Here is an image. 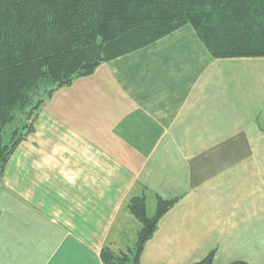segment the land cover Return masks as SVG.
Wrapping results in <instances>:
<instances>
[{"label": "crops", "instance_id": "1", "mask_svg": "<svg viewBox=\"0 0 264 264\" xmlns=\"http://www.w3.org/2000/svg\"><path fill=\"white\" fill-rule=\"evenodd\" d=\"M59 91L4 167L0 264H103L137 197L148 218L176 199L140 264H264V57L215 59L185 25Z\"/></svg>", "mask_w": 264, "mask_h": 264}, {"label": "trees", "instance_id": "2", "mask_svg": "<svg viewBox=\"0 0 264 264\" xmlns=\"http://www.w3.org/2000/svg\"><path fill=\"white\" fill-rule=\"evenodd\" d=\"M185 25L215 59L264 57V0H0V185L12 151L55 91ZM175 202L158 198L148 218L144 198H133L129 209L140 223L135 244L119 253L103 249L102 263L140 264ZM212 256L195 264H213Z\"/></svg>", "mask_w": 264, "mask_h": 264}, {"label": "rangeland", "instance_id": "3", "mask_svg": "<svg viewBox=\"0 0 264 264\" xmlns=\"http://www.w3.org/2000/svg\"><path fill=\"white\" fill-rule=\"evenodd\" d=\"M60 89H58L57 91H55L53 94H54V96H53V100H57L58 98V96H60V93H61V91H59ZM58 91H59V93H58ZM46 100H48V99H46ZM32 124H33V121H32ZM16 127V123L15 122H13V123H11V124H8L7 126H6V128H5V132L8 134V131L10 130V132H12V130L14 129ZM21 133V135H23V133L21 132V130H19V132H18V134H16V137H18L19 136V134ZM9 135V134H8ZM28 135V134H27ZM26 135V136H27ZM25 136V137H26ZM243 250H246V249H243ZM240 263H242V262H236V263H232V264H240ZM243 264H245V263H243Z\"/></svg>", "mask_w": 264, "mask_h": 264}, {"label": "water", "instance_id": "4", "mask_svg": "<svg viewBox=\"0 0 264 264\" xmlns=\"http://www.w3.org/2000/svg\"><path fill=\"white\" fill-rule=\"evenodd\" d=\"M36 106H37V105H36ZM36 106H35V107H36ZM35 107H34V108H35ZM34 108H31V109L29 110V112H28V114H27V117H26V121H29V120L31 119L32 112H33Z\"/></svg>", "mask_w": 264, "mask_h": 264}]
</instances>
